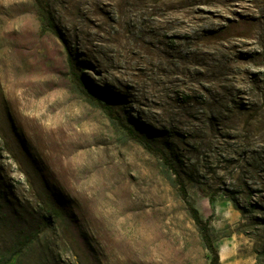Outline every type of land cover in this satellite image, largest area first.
Returning a JSON list of instances; mask_svg holds the SVG:
<instances>
[{
  "label": "rangeland",
  "instance_id": "374dc122",
  "mask_svg": "<svg viewBox=\"0 0 264 264\" xmlns=\"http://www.w3.org/2000/svg\"><path fill=\"white\" fill-rule=\"evenodd\" d=\"M45 3L65 42L34 0H0L2 257L210 264L180 177L220 264H264V0Z\"/></svg>",
  "mask_w": 264,
  "mask_h": 264
},
{
  "label": "trees",
  "instance_id": "16d2710c",
  "mask_svg": "<svg viewBox=\"0 0 264 264\" xmlns=\"http://www.w3.org/2000/svg\"><path fill=\"white\" fill-rule=\"evenodd\" d=\"M34 1H35L36 6L38 7L39 11L41 12V15L45 19V30H47L50 33H52L53 35L57 36L62 42H65V39H64L62 33L59 31V29L57 28V26L54 22V19L51 15V12L48 9L47 4L45 3V0H34ZM70 61H71V57H70ZM71 68H72V75H73L74 79L77 81V83L82 88V90L85 92V94L90 99L95 101L100 106V108L107 114V116L110 119H112L113 121L118 123V125L123 127L126 130V132L129 134L130 137H132L134 140L141 143L149 152L159 155L163 159L164 164L167 167H169L171 170L174 169V167L171 163V160L169 159L168 155L164 152V150L162 148L156 147L154 145L153 141H151L149 138H146V137L140 135L136 131V128H135L136 125L135 124L126 125L124 123L123 119L121 118V116L115 111V109L111 105L103 102L94 92H92L89 89L87 83L84 81L83 77L79 74V72H77L75 70L73 64L71 65ZM178 182H179L180 191L182 193L183 200L186 202V204L190 210L191 217H192L193 221L195 222L196 226L199 228V230L202 234V239L206 245V248L212 253L213 257L211 259L210 264H220L218 250L215 247L214 242H213L212 237H211L210 232H209V221L202 220L199 216L198 210L195 209L191 205V203L188 201V195H187V191L185 188V184L181 180L180 177H178ZM6 189H8V188L7 187L6 188L0 187V203L4 204V205L13 204L14 194H9V192ZM21 245H22V243L20 240H18L15 244H13L12 250H9V251H11L10 256L2 257L3 254H2V252H0V264H9L12 261V258L18 254L17 251H18V249H20Z\"/></svg>",
  "mask_w": 264,
  "mask_h": 264
}]
</instances>
